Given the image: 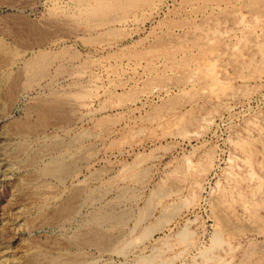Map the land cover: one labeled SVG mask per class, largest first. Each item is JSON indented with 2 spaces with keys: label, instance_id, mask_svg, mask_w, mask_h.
<instances>
[{
  "label": "rangeland",
  "instance_id": "1",
  "mask_svg": "<svg viewBox=\"0 0 264 264\" xmlns=\"http://www.w3.org/2000/svg\"><path fill=\"white\" fill-rule=\"evenodd\" d=\"M0 141V264H141L114 250L149 205L154 264H264V0H0ZM112 206L127 226L76 240Z\"/></svg>",
  "mask_w": 264,
  "mask_h": 264
},
{
  "label": "bare ground",
  "instance_id": "2",
  "mask_svg": "<svg viewBox=\"0 0 264 264\" xmlns=\"http://www.w3.org/2000/svg\"><path fill=\"white\" fill-rule=\"evenodd\" d=\"M120 1L121 0H96V2H97V4H98V6H105V7H110V8H112L114 5H116V4H119L120 3ZM26 16V15H25ZM12 17V16H11ZM20 17V16H19ZM13 18V17H12ZM18 18V17H17ZM24 18V17H23ZM28 19V18H27ZM14 21H16V20H14ZM20 21V20H19ZM22 21H24V20H22ZM26 21V20H25ZM29 21V20H28ZM31 22V21H30ZM18 23V22H17ZM20 23V22H19ZM22 23V22H21ZM15 25V24H14ZM21 26H26L27 25V22H25V23H22V24H20ZM18 26V25H17ZM9 27V26H8ZM14 28V27H13ZM16 29V28H15ZM28 29V28H27ZM34 29H36V28H34ZM12 30V29H11ZM25 30V29H24ZM30 30V29H29ZM28 32V31H27ZM208 33V32H207ZM53 57V56H52ZM52 57H50L49 59H51ZM43 58H44V55H43ZM43 58H41V59H43ZM37 60V59H36ZM35 60H32V62H34ZM39 61V60H38ZM46 61V60H45ZM40 62H42V61H40ZM47 63V62H46ZM32 64V63H31ZM34 64H35V62H34ZM34 64H33V66H34ZM36 64H38V63H36ZM6 65V64H5ZM26 65H27V63H26ZM2 66V65H1ZM29 66H30V63H29ZM209 67V66H208ZM31 68H32V66H31ZM36 68V67H35ZM12 69V68H11ZM15 69V68H14ZM29 69V68H28ZM97 99V97H94L92 100L93 101H95ZM92 102V101H91ZM137 102H138V100L137 99H134V98H129L128 100H126V102H124L120 107H117L118 108V110L117 111H119V109H124V108H133V107H136L137 106ZM90 105V104H89ZM106 110H112V108H108V107H106L105 108ZM93 113V112H92ZM80 116V115H79ZM82 116V115H81ZM120 129V127L118 126V127H111V128H104L103 129V131L102 132H105V133H107L108 135H114V134H116L117 133V131ZM86 134V133H85ZM19 135V134H18ZM5 139H7V138H5ZM71 139V138H70ZM77 139H79V138H77ZM58 141V140H57ZM63 141V140H62ZM66 141V140H65ZM1 142V141H0ZM25 142H27V141H25ZM59 142V141H58ZM75 143H76V141H75ZM18 144H19V142H18ZM26 144V143H25ZM55 144V143H54ZM58 144V143H57ZM70 144H72V143H70ZM8 145V144H7ZM69 145V144H68ZM77 145V144H76ZM79 145V144H78ZM77 145V146H78ZM29 146V145H28ZM27 145L25 146V147H28ZM58 146V145H57ZM61 146V145H60ZM67 146V145H66ZM17 147V146H16ZM75 147V146H74ZM61 148V147H60ZM67 148V147H66ZM14 149V148H13ZM16 149H18V148H16ZM61 149H63V148H61ZM84 149V148H83ZM18 150H21V147H20V149H18ZM23 150H24V148H23ZM59 151H61V150H59ZM76 151V150H75ZM78 152V151H77ZM81 153V152H80ZM66 154H67V152H66ZM70 154V153H69ZM68 154V155H69ZM79 154V153H78ZM67 155V156H68ZM71 156V155H70ZM51 157V156H50ZM89 157V153H87L86 151H82V153L79 155V160H83V159H87ZM59 159V158H58ZM66 159H67V157H66ZM71 159V158H70ZM77 159V158H76ZM53 160H54V158H53ZM69 161V160H68ZM28 162V161H27ZM70 162V161H69ZM77 162V161H76ZM75 163V162H74ZM73 163V164H74ZM76 164V163H75ZM74 164V165H75ZM73 165V166H74ZM135 165H137L136 163H135ZM132 166V165H131ZM69 168V165L66 163V162H64V161H52V163L49 165V166H45V168H44V170H43V172L42 173H46V174H51V175H53L54 177L55 176H57V177H55V178H57L58 179V177L60 176V179H61V181H62V179H64V178H61V177H63V176H61V174H63V172H66L67 170H69L68 169ZM75 168V167H74ZM72 169H73V167H72ZM131 169V168H130ZM80 170H81V168L80 167H78L77 168V171H76V169H75V171L79 174L80 173ZM136 170V169H135ZM74 171V172H75ZM8 172V171H7ZM133 172V171H132ZM67 173H69V171H67ZM82 173V172H81ZM98 173L99 172H96L95 174H94V172L93 173H91L89 176H87V177H85V179H77V182L75 183V186H77V187H82L81 185H83L84 183H89L90 184V182H92L94 179H97L98 178ZM141 173L142 172H139V171H137L136 172V175H134V176H136V177H140L141 176ZM66 174V173H65ZM101 174V173H100ZM133 174H134V172H133ZM132 174V175H133ZM69 175V174H68ZM76 175V174H75ZM103 175V174H102ZM237 175V174H236ZM4 176V175H3ZM9 176V175H8ZM28 176H30V175H28ZM40 176V175H39ZM49 176V175H48ZM252 176V175H251ZM33 178V177H32ZM100 178V177H99ZM104 177H102L101 179H103ZM25 179V178H24ZM37 180V179H36ZM42 180V179H41ZM59 180V179H58ZM33 181V180H32ZM60 181V180H59ZM34 182V181H33ZM100 182V181H99ZM27 183V182H26ZM35 183V182H34ZM21 184V183H20ZM65 184V183H64ZM63 184V185H64ZM264 184V183H263ZM24 185H25V183H24ZM34 185H36V184H34ZM33 185V186H34ZM45 185V184H44ZM99 185V184H98ZM97 185V186H98ZM29 186H30V184H29ZM28 186V187H29ZM42 187H46V185L45 186H43L42 185ZM48 187H53V186H49V185H47V187L46 188H48ZM85 187H87V186H85ZM93 187V186H92ZM110 187V186H109ZM108 187V188H109ZM25 188H27L26 186H25ZM32 188V187H31ZM128 188V187H127ZM20 189V188H19ZM33 189V188H32ZM91 189V188H90ZM102 189V188H101ZM124 190H125V188H123ZM132 189V188H131ZM22 190H23V188H22ZM35 190H37V187L35 188ZM55 190V189H54ZM73 190V189H72ZM83 191H84V189H82ZM88 190V189H87ZM86 190V191H87ZM94 190V189H93ZM96 190V189H95ZM127 190V189H126ZM134 190V189H133ZM19 191V190H18ZM21 191V190H20ZM27 191V190H26ZM33 191V190H32ZM46 191V190H45ZM49 191V190H48ZM52 191V190H51ZM69 191V190H68ZM75 191V190H74ZM81 191V190H80ZM28 192V191H27ZM26 192V193H27ZM30 192V191H29ZM38 192H40L39 190H38ZM43 192V191H42ZM78 192V191H77ZM119 192H121V191H119ZM25 193V192H24ZM49 192H46V194H48ZM53 193H54V191H53ZM71 193H73V192H71ZM82 193H84V192H82ZM82 193H79L78 192V195H81ZM109 193V192H108ZM122 193V192H121ZM128 193V192H127ZM70 194V193H69ZM77 193L75 192V195H76ZM86 194V193H85ZM90 194V193H89ZM94 194V193H93ZM36 195V194H35ZM39 195V194H38ZM40 195H42V194H40ZM105 195V194H104ZM160 195V193L159 192H156V195H154L153 197H152V199H156L155 197H158ZM240 195V194H239ZM53 196V195H52ZM55 196V195H54ZM92 195L90 194V197H91ZM94 196H96V195H94ZM162 196V195H161ZM32 197V196H31ZM36 197H37V195H36ZM74 197V196H73ZM106 197V196H105ZM120 197V196H119ZM53 198V197H52ZM56 198V197H55ZM77 198V197H76ZM151 198V197H150ZM51 199V198H50ZM114 199V198H113ZM122 199H123V197H122ZM152 199L150 200V201H152ZM49 200V199H48ZM63 200H64V197H63ZM68 200V199H67ZM120 199H118V201H119ZM100 201V200H99ZM103 201V200H102ZM49 202V201H48ZM47 202V203H48ZM57 202H59V201H57ZM63 202V201H62ZM153 202V201H152ZM152 202H150V203H152ZM247 202V201H246ZM46 203V202H45ZM51 203V205H52V202H50ZM71 203V202H70ZM90 203V202H89ZM114 203V202H113ZM122 203V202H121ZM149 203V204H150ZM216 203V202H215ZM49 204V203H48ZM80 204V203H79ZM108 204H110V203H108ZM120 204V203H119ZM119 204H118V206H119ZM148 204V205H149ZM83 205V204H82ZM88 204H86V206H87ZM107 205V204H106ZM112 205V204H111ZM110 205V206H111ZM121 205V204H120ZM63 206V205H62ZM80 206V205H79ZM78 205H77V207H79ZM107 206H109V205H107ZM117 206V207H118ZM127 206V205H126ZM146 206H147V204H146ZM145 206V207H146ZM213 206H214V204H213ZM217 206V205H216ZM49 207V206H48ZM83 207V206H82ZM101 207V206H100ZM116 207V206H115ZM150 207H152L151 205H149L147 208V210L139 217V218H136L135 220H133L132 222H133V224H132V227H130V232H128L129 233V235L131 236V237H129L130 239L128 240H124L125 241V245H124V247L122 248H120V249H116V250H114V252L116 253V255H120V256H123L124 257V260H125V258L129 255V253H132V255L133 254H137V251H139V253H138V257L140 258V263L141 264H154L156 261L153 259L154 257L153 256H155L156 254H154L153 252L150 254V255H148V254H145V253H143L140 249H141V247H143V245L145 244V243H147L148 242V240L150 241V239L155 235V233H156V231L159 229V227H160V225H159V227H157L156 226V222L155 223H153V222H151L150 220H151V218H152V216L154 215V210H155V206L151 209ZM215 207V206H214ZM256 207V206H255ZM45 208H46V206H45ZM122 208V207H121ZM132 208V207H131ZM217 208V207H216ZM215 208V209H216ZM61 209V208H60ZM93 209H95V208H93ZM102 209H104V208H102ZM96 210V209H95ZM133 210V209H132ZM128 211V210H127ZM140 211V210H139ZM217 211V210H216ZM219 211H221V210H219ZM219 211H217V213H219L218 214V216L221 218V220L222 221H225V218H223V217H225L226 215H224L223 217L221 216V213L219 212ZM246 211V210H245ZM134 212H135V210H134ZM91 213V212H90ZM130 213V212H129ZM129 213H127V212H125L124 211V209L123 210H117L116 208H113V206H112V208L110 207V208H108V209H104V210H97L95 213H93V215H92V218L90 219V223H89V225H88V227H86V229L84 230V231H81L80 233H79V235H77L75 238H76V240L77 241H81V242H87V243H90V245H96V244H99V245H104L105 243V240H104V242H102L103 241V238L106 236V235H109V229H110V227L112 226V225H117V224H123V225H125V226H127L128 225V223L132 220V218H131V214H129ZM140 213H141V211H140ZM89 214V213H88ZM135 214H137V213H135ZM173 214V213H172ZM223 214V213H222ZM68 216V215H67ZM71 216V215H70ZM166 216V215H165ZM214 216H216V215H214ZM66 217V216H65ZM64 217V218H65ZM90 217V216H89ZM62 218V217H61ZM63 218V219H64ZM69 218V217H68ZM164 218V217H163ZM226 218H227V216H226ZM165 219H167V218H164V219H162V220H165ZM216 219V218H215ZM228 219V218H227ZM69 220V219H68ZM229 220V219H228ZM64 221V220H63ZM216 221H218V220H216ZM255 221V220H254ZM85 222V221H84ZM228 222V221H227ZM159 223H161V222H159ZM159 223H157V224H159ZM257 223V222H256ZM84 224V223H83ZM228 224H229V222H228ZM228 224H227V226H228ZM6 225V224H5ZM4 225V226H5ZM10 225H12V224H10ZM224 225H226V224H223L222 226H224ZM257 225V224H256ZM9 226V225H8ZM7 226V227H8ZM121 226V225H120ZM130 226V225H129ZM230 226H232V225H230ZM124 227V226H123ZM141 227V229H139ZM226 227V226H225ZM259 227V226H258ZM257 227V228H258ZM1 228V227H0ZM10 228H13L14 229V227H11L10 226ZM83 228V227H82ZM128 228V227H127ZM219 228V227H218ZM3 229V228H2ZM9 229V228H8ZM7 229V230H8ZM13 229H10L11 231H13ZM84 229V228H83ZM82 229V230H83ZM115 229V228H114ZM118 229V228H117ZM129 229V228H128ZM126 230V229H125ZM220 230V229H219ZM253 230V229H252ZM123 231V230H122ZM138 231H140V232H138ZM254 231V230H253ZM3 232H5V231H3ZM8 232V231H7ZM6 232V233H7ZM114 232V231H113ZM121 232V231H120ZM126 232H127V230H126ZM0 233H2V232H0ZM124 233V232H123ZM181 233V232H180ZM3 234V233H2ZM77 234V233H76ZM75 234V235H76ZM115 234V233H114ZM120 234V233H119ZM80 235L82 236V237H80ZM124 235H126V233L124 234ZM179 235V234H178ZM190 235V234H189ZM68 236V235H67ZM72 236H74V235H72ZM113 236V235H112ZM117 236V235H116ZM180 237H186L185 236V234L184 233H181V235H179ZM216 236H218V235H216ZM216 236H215V238H216ZM71 237V236H70ZM70 237H68V238H70ZM117 238V237H116ZM123 238V237H122ZM124 239V238H123ZM154 239V238H153ZM116 240V239H115ZM119 240H121V239H119ZM180 240H181V238H180ZM69 241V240H68ZM74 241V240H73ZM72 241V242H73ZM76 241V242H77ZM108 241V240H107ZM106 241V242H107ZM110 241V240H109ZM113 241V240H112ZM117 242H119L118 240H116ZM116 241H114V242H116ZM121 241H123V240H121ZM120 241V242H121ZM147 241V242H146ZM184 241V240H183ZM214 241L216 242L217 240H215L214 239ZM220 241V240H219ZM219 241H217V242H219ZM71 242V241H70ZM116 242V243H117ZM69 243V242H68ZM111 243H113V242H111ZM115 243V244H116ZM72 244V243H71ZM109 244H110V242H109ZM166 244V243H165ZM107 245H108V242H107ZM111 245V244H110ZM149 245V244H148ZM80 246V245H79ZM65 247V246H64ZM76 247V246H75ZM155 247V246H154ZM262 247V246H261ZM61 248V247H60ZM60 248H58V249H60ZM63 248V247H62ZM80 248V247H79ZM105 248V247H104ZM119 248V247H118ZM131 250H130V249ZM3 249V248H2ZM57 249V248H56ZM76 249V248H75ZM101 249V248H100ZM109 249V248H108ZM153 249V248H152ZM159 249V248H158ZM257 249H258V247H257ZM4 250V249H3ZM2 250V251H3ZM104 250V249H103ZM63 250H61V252H62ZM65 251V250H64ZM67 251V250H66ZM81 251V250H80ZM86 251V250H85ZM40 252V251H39ZM69 252H70V250H69ZM76 252V251H75ZM74 252V253H75ZM107 252H109V250L107 251ZM3 253V252H2ZM1 253V254H2ZM58 253H60V252H58ZM66 253V252H65ZM71 253V252H70ZM69 253V254H70ZM105 253V252H104ZM149 253V252H148ZM160 253V252H159ZM206 253V252H205ZM204 253V254H205ZM251 253H253V252H251ZM4 254H5V252H4ZM61 254H63V253H61ZM73 254V253H72ZM81 254V253H80ZM135 254V255H136ZM157 254H158V252H157ZM207 254H209V253H207ZM246 254V253H245ZM264 254V253H263ZM38 255V254H37ZM68 254H65V256H67ZM74 255V254H73ZM76 255V254H75ZM78 255V254H77ZM83 255V254H82ZM94 255V254H93ZM6 256V255H5ZM35 256H36V254H35ZM62 256H64V255H62ZM86 256V255H85ZM157 256V255H156ZM207 256V255H206ZM210 256H212V255H210ZM255 256H256V254H255ZM264 256V255H263ZM262 256V257H263ZM2 257H3V255H2ZM8 257V256H7ZM39 257V256H38ZM44 257H46V256H44ZM61 257V256H60ZM93 257V256H92ZM122 257V258H123ZM136 257V256H135ZM253 257V256H252ZM33 258H34V256H33ZM36 258V257H35ZM34 258V259H35ZM54 258V257H53ZM62 258V257H61ZM121 258V257H120ZM157 258V257H156ZM207 258V257H206ZM254 258V257H253ZM253 258H251V259H253ZM4 259V258H3ZM39 259V258H38ZM37 259V260H38ZM48 259V258H47ZM46 259V260H47ZM50 259H51V261H45V262H43V264H56V263H54V262H52V257H50ZM55 259V258H54ZM60 259V258H59ZM66 259V258H65ZM84 259V258H83ZM133 259V258H132ZM208 259H211V258H209L208 257ZM250 259V260H251ZM31 260V259H30ZM37 260H32V263H34V264H42L41 262H38ZM45 260V259H44ZM56 260V259H55ZM86 260V259H85ZM91 259H89V261H90ZM122 260V259H121ZM133 260H135V259H133ZM3 261V260H2ZM41 261H43V259L41 260ZM128 261V260H127ZM126 261V262H127ZM131 261V260H130ZM137 261V260H136ZM155 261V262H154ZM244 261V260H243ZM255 261V260H254ZM67 262V261H66ZM65 262V263H66ZM75 262H77V261H75L74 259H71L69 262H67V264H75ZM82 262V261H81ZM19 263V262H18ZM64 262H63V264H65ZM80 263V262H79ZM91 263V262H90ZM121 263H122V261H121ZM127 263H129V262H127ZM82 264H84V262L82 263ZM89 264V263H88ZM105 264V263H104ZM122 264H124V263H122ZM130 264H132L131 262H130ZM135 264H138L137 262L135 263ZM245 264V263H244ZM254 264V263H253Z\"/></svg>",
  "mask_w": 264,
  "mask_h": 264
}]
</instances>
